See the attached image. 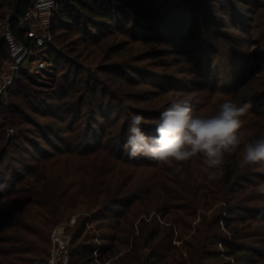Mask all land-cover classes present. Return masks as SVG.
Listing matches in <instances>:
<instances>
[{
    "label": "rangeland",
    "instance_id": "1",
    "mask_svg": "<svg viewBox=\"0 0 264 264\" xmlns=\"http://www.w3.org/2000/svg\"><path fill=\"white\" fill-rule=\"evenodd\" d=\"M139 2L138 7H121L124 12L119 20L105 27L98 39L77 32L76 25L59 26L50 43L32 52L31 63H45L39 73L24 69L23 61L13 68L15 62L8 53L6 58L0 55V222L1 212L17 213V204L25 203L20 196L33 183H43L40 172L34 170L39 163L54 164L47 170L52 179L67 173L66 183L78 179L77 169L90 165L88 159L93 155H77L71 150L79 149L80 144L120 150L132 114L143 117L140 127L146 135L155 136L161 112L178 98L192 100L197 113L203 115L213 114L225 101L250 102L252 107L243 118V141L264 137V0ZM4 14L11 17L7 10ZM1 34L0 25V42ZM48 48L59 52L54 63L47 58ZM24 72L31 75L30 87L38 99L29 103L30 108L23 107L24 115L13 114L9 106L16 104L17 97L11 95L12 89ZM148 128L153 130L148 132ZM13 137L18 139L8 141ZM242 149L243 144L225 154V160L232 156L229 160L234 164L223 165V173L234 166L232 181L227 184L223 175L207 179L200 156L183 166L184 173L188 169L194 177L187 184L167 166L144 155L130 159L121 149L123 157L118 163H124L120 166L132 174L134 192L122 196L111 212L101 214L104 222L92 219L77 243L87 235L89 241L107 245V238L118 236L125 244L118 242L121 250L105 264L117 260L120 264H232L235 258L224 255L222 240L212 239L215 234L230 239L229 230L222 223L221 230L209 223L220 208L228 207L219 196L227 189L240 198L233 200L234 208L230 205L235 219L232 227L245 235L238 239V260L264 264V162L241 169ZM177 191L193 202L192 207L186 204L189 211L179 194L175 196ZM164 192L174 197L170 205L177 208L168 207L166 217L161 218L166 207ZM103 198L101 195L95 203L79 197L77 206L52 226L50 236L58 226L72 239L74 228L86 217L95 216ZM28 207L39 210L38 206ZM175 219L178 223L168 222ZM118 220L119 229L126 222L132 224L131 235L112 229ZM211 227L214 229L207 234ZM3 230L0 223V236ZM152 233L156 236L150 240ZM132 245L137 247L134 255L140 263L132 261ZM91 264L99 263L94 260Z\"/></svg>",
    "mask_w": 264,
    "mask_h": 264
},
{
    "label": "trees",
    "instance_id": "2",
    "mask_svg": "<svg viewBox=\"0 0 264 264\" xmlns=\"http://www.w3.org/2000/svg\"><path fill=\"white\" fill-rule=\"evenodd\" d=\"M118 1L120 3L116 5L111 3V0L63 1L58 13L52 20L51 31L53 36L56 37V29L59 26L68 28L70 25H76L77 32L85 31L87 32V36H93L95 39H98L97 35L105 32V27L112 25L115 19L119 20L124 12L121 7L123 9H128L130 7L134 8L141 6L139 5L140 0ZM31 5L32 4L29 0H0V19H6L7 17L4 14V11H9L11 13V17L8 18L11 31L17 39L23 42H25L26 39L25 30L21 27L19 20L25 15V12L31 7ZM94 30L96 32H94ZM87 36L85 35L84 37L86 40L88 39ZM46 52L49 61H52L53 63L57 61V56L59 54L58 51L48 48ZM0 55L2 58L7 57V49L4 40H1L0 42ZM30 78H32L31 75L24 72L19 76V80L15 82L14 87L16 86V88L12 89L11 95L14 94L17 97V101L16 104L14 103L9 106L13 114L22 112L24 115L25 109L23 107L30 108L29 103L31 104L32 100L38 99L37 95L32 93L30 87L31 82L29 81ZM35 80L33 81L35 82ZM149 130H153V128H148L147 131L149 132ZM14 139L18 138L13 137L8 139V141L12 142ZM125 140L126 138L123 136L122 141L119 143L121 144V148L120 150H117L118 152L115 151V147H113L114 149L110 148L107 151V145L103 144L98 146H81L80 144L79 149H73L75 151L71 150L72 153H76L77 155L90 156L92 154L93 157L88 159V163H91V167L88 168L90 165L86 164L82 167L79 166L80 168L76 171L78 179H72L69 183H66L68 182L67 178L69 177V173L65 176L55 174L56 178L52 179L49 177L48 174L50 172L48 173L47 170L53 169L54 164L47 167L45 162L39 163V165H37L38 167L34 168V170L35 174L40 172V179L43 178V183L40 186L33 183V188L28 189L26 194L20 196V200L25 203L21 206L17 204V213L1 212L3 220L0 223L3 225L4 230L3 235L0 236V264H47L48 249L50 247V231L52 226L63 218L68 209H73L77 206L79 197L88 198L90 201L96 203L101 195L104 197L102 201L103 203L97 207L98 209L96 210L95 216L90 218L86 217L76 226V228H74L69 249V263L91 264L96 260L99 264H105L111 260L121 250L117 245L118 242L125 244V242L120 240L118 236L113 235L110 236V238H107L109 240V244L106 243L107 245H105V243L98 245L97 243L91 242L87 235H85L78 243L77 241L86 231V225L89 224L92 219L101 223L104 222L105 216L101 214L111 212L110 208L118 205L121 202L120 200L124 198L122 196H128L132 191L134 192L131 186L132 174L120 166V164L125 165L124 163H118L123 157L122 154L124 151ZM10 142H7V144ZM121 149H123V151H121ZM229 159H232V156L226 158L224 164H233ZM233 168L234 166H231L225 173H223L225 184L232 181ZM34 170H32V173ZM193 178V173H190L188 169H185V179L182 181L189 184L191 183L190 179ZM44 181L48 182V184H44ZM113 182L115 183L112 185ZM117 182L119 183L118 186ZM200 184L201 183H199V185L197 184V186L200 187ZM74 187L77 188L72 191ZM106 189H109V192H106L105 195ZM164 194L166 207L164 212L161 213V218L166 217L167 212L169 211L168 207L177 208L170 205L171 200L174 197L165 192ZM177 194H179V199L186 202L184 209L187 208L188 210L189 208L186 207V204H189L192 207L193 202H191V199L188 196L180 195L178 191L175 196H177ZM202 195L206 196L207 194L203 193ZM219 196L221 198L220 201L225 205H228V207L226 209H222L223 207L220 208L219 211L210 217L209 223H212V226H215L217 229L220 228V224L222 223L223 228L229 230L230 239H227L225 236L217 237V234H215L216 237L214 235L212 239H219L217 242L222 240V243L224 244V255L230 256L233 259L235 258L232 264H243L238 260V252L240 251L238 239L239 237L244 238L245 235L240 232L241 230L237 226L232 227L233 225L231 222L232 220H235L231 211L233 207L232 202L233 200L240 198L235 195V193L227 191V189H223ZM188 200L189 202H187ZM230 205H232V207H230ZM28 206H38L39 210H32V208ZM86 206H89V202ZM191 212L192 211H190V214H192ZM168 222L173 224L178 223L177 219ZM126 225L127 222L123 226L124 229H119L120 222L118 220L112 229H117V231L119 229V231L131 235L133 229H130L129 226L132 224L127 225V227ZM213 229L214 227L207 229V234ZM155 236L156 234L152 233L150 240H153ZM207 236L209 238V235ZM72 245L75 246L72 247ZM146 246L148 247L145 243L144 247ZM149 248L152 250L151 247ZM130 251H132L130 254L134 255L137 251V247L132 245ZM125 254L128 255V251L125 252ZM117 259H120V257ZM253 259L254 258L252 257L249 262ZM132 261H139L140 263V258L134 255ZM114 263L120 264V261L117 260V262L115 261Z\"/></svg>",
    "mask_w": 264,
    "mask_h": 264
},
{
    "label": "clouds",
    "instance_id": "3",
    "mask_svg": "<svg viewBox=\"0 0 264 264\" xmlns=\"http://www.w3.org/2000/svg\"><path fill=\"white\" fill-rule=\"evenodd\" d=\"M51 6V0L49 5ZM252 104L225 101L211 115L198 114L192 100H173L155 123L156 135L148 136L140 125L143 117L132 114L124 149L130 159L147 156L170 168L180 180L185 179L183 166L202 157V170L209 181L223 175L225 154L243 144L238 166L241 169L264 162V137L243 141V119Z\"/></svg>",
    "mask_w": 264,
    "mask_h": 264
},
{
    "label": "built area",
    "instance_id": "4",
    "mask_svg": "<svg viewBox=\"0 0 264 264\" xmlns=\"http://www.w3.org/2000/svg\"><path fill=\"white\" fill-rule=\"evenodd\" d=\"M32 4L19 20L21 27L25 30V42L17 39L10 28L8 18L0 19L2 40L6 45L7 53L17 68L23 61L22 67L29 72L39 73L45 68L43 61L32 62L33 51L40 45H47L52 41L51 25L53 17L58 13L61 3L65 0H29ZM1 78V76H0ZM2 87L0 81V89ZM71 236L61 227H55L50 236V247L48 249L47 264H70L69 249Z\"/></svg>",
    "mask_w": 264,
    "mask_h": 264
}]
</instances>
